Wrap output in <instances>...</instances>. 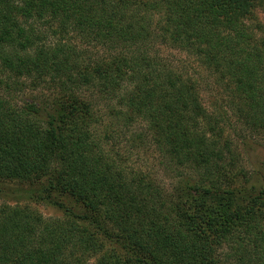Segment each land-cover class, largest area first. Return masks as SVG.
Instances as JSON below:
<instances>
[{"label":"trees","instance_id":"obj_1","mask_svg":"<svg viewBox=\"0 0 264 264\" xmlns=\"http://www.w3.org/2000/svg\"><path fill=\"white\" fill-rule=\"evenodd\" d=\"M260 9L0 0V264H264Z\"/></svg>","mask_w":264,"mask_h":264},{"label":"rangeland","instance_id":"obj_2","mask_svg":"<svg viewBox=\"0 0 264 264\" xmlns=\"http://www.w3.org/2000/svg\"><path fill=\"white\" fill-rule=\"evenodd\" d=\"M260 19L264 25V11L259 10ZM255 151L251 154L255 158V161L264 159V150L260 145H255L253 142ZM46 179L40 181H15V180H1L0 179V204H22L30 205L32 208L39 210L45 216H57L61 214V211L55 207L46 203L41 197L43 195V187L45 186ZM56 193V192H55ZM41 196V197H40ZM55 196L61 198L67 205L73 206L80 210V206L75 200L70 199L67 195L61 194V197L55 194Z\"/></svg>","mask_w":264,"mask_h":264}]
</instances>
